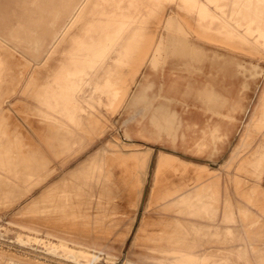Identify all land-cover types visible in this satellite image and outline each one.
Instances as JSON below:
<instances>
[{
  "label": "rangeland",
  "instance_id": "374dc122",
  "mask_svg": "<svg viewBox=\"0 0 264 264\" xmlns=\"http://www.w3.org/2000/svg\"><path fill=\"white\" fill-rule=\"evenodd\" d=\"M46 1H48L47 5L54 7L38 9L36 13L45 14L49 24H53L55 28H46L44 38L35 41L33 47L39 54L20 47L27 55L18 48L19 32L15 31L18 20L21 19V17L17 18L21 11L19 4L21 0L20 2L19 0H0V247L32 257L40 256L41 254L33 252L34 250L31 251V248L18 243L17 236L22 231L37 232L40 236L84 245L107 255L121 259L127 258L135 264H180L172 260L185 259L187 254L177 250L189 251L198 243L203 245L202 249H206V252L216 254L207 264H264V192H261L260 187H264V171L261 173L263 167L256 170L253 160L254 151L264 141V131L261 132L259 128L253 126L252 131H255L244 138L247 142L246 148L236 160L230 173L223 167L234 147L240 143L245 126L251 123L254 112H259L257 122L262 119L264 60L258 56L250 57L246 56L247 54H240L243 52L237 48L233 49L235 52L226 50L221 46H215L221 44L203 40L200 37L197 38L215 45L165 31L167 48L160 69L169 66L170 70L166 69L162 73L159 69L157 73L160 77H157V73L146 66L138 80L143 78L141 81L144 84L151 80L156 82L158 78L163 81L164 74L170 82L169 71L174 74L187 73L195 78L194 75L205 72L206 66L211 64V73L222 72L223 75L219 77L212 73L200 86L190 81L191 89L197 90L196 94H201L200 89L218 91V86H223L222 92L230 89L227 94H224L226 97L229 96L228 94L234 97L241 95L235 101L239 104L238 117L231 115L226 108L220 110L221 114H218V117L215 114L212 115L213 118H210L212 121L204 136L217 145L199 148L195 138H199L202 132L204 133V129L201 132V128L206 125L210 114H205L202 106L191 98L190 108H184L186 113L183 115L191 124L189 131L187 127L185 128L187 136L183 137L188 146L178 140L173 142L170 137L172 147L166 141H148L136 136L131 137L125 131V125H129V118L124 108H130L129 103H125L117 114H112L106 105L107 96L100 94L97 90L98 86L102 87L106 84L108 77L112 78L116 75L118 64L110 59L104 62L100 60L88 74L85 73L82 77L78 75L79 83L74 79H68V69L64 67V63L69 62L70 56L65 52L70 48L71 36L77 33L81 25L78 21L75 22L56 47L55 36L56 32L60 37L62 36L61 33L68 23L62 25L61 21L75 0ZM92 1L89 0L87 6ZM221 4H226L225 8L221 10L212 4V10L218 13L223 21L231 23L242 35L254 42L258 48V50L255 49L256 53L262 56L264 46L258 43L257 34H250L244 27L234 23L231 18L233 0H223ZM148 7L136 9L135 16L143 23L152 21L157 12ZM157 7L162 8L163 13L172 7L191 19L179 1ZM191 20L194 22L193 17ZM205 25L210 24L205 22ZM34 26L31 23L29 31L23 35L33 38ZM175 38L180 39L185 48L190 45L197 48L199 58H196L194 64L185 66L184 63L177 62V57L182 56L183 51L173 47ZM184 56L188 58L190 54ZM234 64L236 70L230 69L234 67ZM79 69H82L79 64L72 68L74 72ZM128 71L127 85L132 86L134 69L132 72ZM173 73H170L172 78H177ZM56 83L64 86L68 91L69 102L57 104L47 97V92ZM72 84L76 85L77 89H72ZM154 85L148 90H153ZM43 86L47 87V91H43ZM156 89L158 90L157 86ZM156 100H158L157 104L154 103ZM88 101L92 102V107L87 105ZM170 101L169 96L163 95L161 98H155L153 103L158 105ZM148 105L149 103H144L145 112ZM170 105L176 108L171 103ZM132 106L134 109L139 108L137 103H132ZM227 116L232 119L229 121ZM105 117L110 119L107 123L108 130L99 137V130L94 126L93 121L101 118L105 122ZM229 122H235L233 126L225 128V133L228 130L229 135L223 136L222 139L221 136H215L216 132L221 133V131L217 127L212 130L213 124L218 123L224 126ZM130 127L134 131L138 126L131 122ZM123 136L138 142L144 149L152 148L149 172L147 171V179L140 192L141 206L138 207L140 210H137L133 223L132 220L127 219L126 212L132 208L135 210L138 202L135 201L134 191L141 182H136L129 175L133 174L138 162L132 160V165L130 161L126 165L124 162L118 164L117 161L109 163V160L99 153L111 140L120 142L122 145L121 137ZM205 138L199 139L198 143L208 144ZM220 141L223 143L221 147L218 144ZM140 145L138 147L142 148ZM162 150L189 161L212 165V168L216 166L220 170L221 188L219 190L217 188L214 196L216 199L207 206L208 209L205 212L199 211L201 203L195 209H187L184 206H175L177 204L173 200L180 190L193 189L197 180L196 164H193L185 173H181L183 169L180 164H177L178 162L168 165L160 171L155 182V168L159 152ZM209 157H214L213 160L216 163L212 164ZM84 163L86 165L81 168ZM17 172V175H13ZM260 173L261 183L257 184ZM5 175H10L11 181L8 183L4 179ZM198 193V197H201L200 191L196 194ZM227 196L230 197L231 203L225 223L222 219ZM218 205L220 211L218 210L215 221ZM24 207L27 209H23ZM66 209L68 211H65ZM146 215L153 218V221L146 225L147 229L156 231L161 229L150 233L157 234V237H148L140 231ZM37 216L49 218L50 222L36 220ZM50 218L62 219L63 225H54ZM234 220L236 222H233ZM71 222L73 224H70ZM5 226L12 231L6 233ZM144 232L146 233V230ZM123 234H128L126 239ZM226 235L230 236L229 241L224 239ZM164 239L182 242L170 244ZM1 242L4 243L1 244ZM35 251L43 253L40 250ZM16 259L15 257L10 259L11 261L3 259L0 264H39L35 261ZM103 264L109 263L103 262Z\"/></svg>",
  "mask_w": 264,
  "mask_h": 264
},
{
  "label": "bare ground",
  "instance_id": "6f19581e",
  "mask_svg": "<svg viewBox=\"0 0 264 264\" xmlns=\"http://www.w3.org/2000/svg\"><path fill=\"white\" fill-rule=\"evenodd\" d=\"M88 1L89 0H75V2L71 5V9L65 12L66 15L61 21L62 25L68 23L65 29L62 31L63 33H61L62 36L60 37L58 32H56L57 35L55 34L56 35L55 40L57 43L55 45L56 47L59 45L61 39L66 35V33L69 32V30H71L72 25L75 22L78 21V23L81 25L77 33L71 36L70 46H69L70 48L67 49V51L65 52L66 55L68 54L70 56L69 62L64 63V67L66 66V68L68 69V75H67L68 79H74L76 80V82L79 83V79H77L78 75L82 77V75H85V73L88 74V72L93 67H95V64L98 61L103 60L104 62L107 59L113 60L116 64H118V70L116 75L112 76V78L108 77L106 84H104L102 87L98 86L97 90L98 92H100V94H104L107 96L106 105L108 106V109L112 111V114H117L125 103H129V107L132 109L128 107L124 108L125 112L128 114L127 118H129L128 119L129 125L128 124L125 125L126 126L125 131L131 137L136 136L139 138L146 139L148 141L149 140L158 141V142L166 141L172 147L170 141L171 138L173 142H176L178 140V142L180 141L182 142V144L188 146L189 144L185 142L183 137L187 136L185 128L187 127V131H189L188 128H190L191 124L187 122V120L183 117V115L184 113H186L184 111V108H190L189 100L192 98L195 102L199 103L202 106L205 114L207 113L210 114L208 121L206 123L207 126L205 125L206 127L204 126L201 128V132L202 129H204V133L202 132V135L199 138L197 137L195 138L196 143L198 144L199 148H204L205 146H211V145L216 147L217 144L213 143L211 139L205 138L206 136L204 135H206L207 128L208 126H210V122L212 121L210 120V118L212 117V115L214 114L216 116L218 114L220 115L221 114L220 110L226 108L228 111L229 107L227 105L222 106V103H213L211 105L212 108H210L213 110V113H210L211 111L207 112L206 109L204 108L205 106L204 104L206 103L207 105L204 94H208V97L213 98L215 102H220L221 97H223L224 99L229 101V104H236L238 107L237 110L234 108L236 111L232 112L231 110H229V112H231V115L234 114L236 118L238 117L237 111L239 110V104L238 102L235 101H237L238 98L241 97V95L238 97L236 96L237 97L236 98L233 95L228 94L229 96L226 97L224 94H227L228 93L227 91L230 89H225V92H222L223 86H218L217 90L220 93L216 90L211 91L207 88H204V89H200L199 93L201 94H196L197 90H192L189 85V82L191 81L193 84L200 86L203 82H205L204 79H206V77H208L210 74L212 75L213 73L215 76L220 77L223 75L222 72L213 71L211 73L210 72L212 71L211 64H208L206 66L205 72H200L194 75L195 78H192L187 73L174 74L173 72L169 71L170 73H173L177 78L175 77L172 78V75L168 73L170 76V82H168L169 80L167 81L166 75L163 74L162 76L163 81L159 80L158 78L156 79V82L151 80L148 81L146 84H144L141 81L143 78L141 80H138V77H140V75L142 74L144 67L148 66L154 73H157L161 65L163 64L165 52L167 48V38L165 37V31H171L175 34L184 36L185 38L186 37L194 38L196 40H199V38L197 37H200L203 38V40H207V41L210 40L211 42L219 43L221 45L218 44L215 45L214 43L212 44L207 41L205 42L203 40H199L201 42L209 43L218 47L221 46V48L230 51H233L234 48H237L243 52L240 54L243 55L247 54L246 56H250V57L258 56L264 60L263 57L264 54L260 56V54L258 55L256 53L255 49L257 48V46L254 42H252L249 38L242 35L239 32V30L236 29L231 23L223 21L222 17L214 10H212L211 8L212 4H214L216 8H219L221 10L222 8H225L226 4H221L223 0H206V1L203 0H93L91 4L87 6ZM174 1H179L181 3L182 7H184L188 15L191 16V19L192 17L194 18V22H192V20L188 16H185L184 14L176 11L172 7H169L170 10L168 9L165 13H163L162 8L157 7L160 5L165 6L166 4L173 3ZM47 3L48 1L46 0H21V3H19L21 6L20 7L21 11L18 13L17 18L21 17V19L18 20L17 23L18 26L17 29L15 30L16 33L17 31L19 32L18 33L20 38L19 41L20 45L18 46L19 49L20 47L22 48L25 47L33 51V53L39 54L33 47L35 41L39 38H44L46 28L47 29L48 27L51 29L55 28L53 24H49L45 14L41 13L40 15L36 13L38 9L54 7L53 5H47ZM141 7L153 8L155 11H157L156 15L152 18V21L150 22L147 21L143 23L140 20H138V17L135 16V13H136V9L138 8L140 9ZM232 7L233 9L231 13V18L233 19L234 23H236L240 27H244L246 31L249 32L250 34L256 33L258 36L257 37L258 43L264 46V0H233ZM205 22H208L210 25H205ZM31 23L35 25L34 26L35 34L33 38H29V37L27 38L23 34L29 31V26ZM180 39L182 38L180 37ZM180 39L175 38L173 40V47L175 49H182L183 51V55L177 57V62L184 63L185 66H188L191 63L194 64L196 58H199V54H197V50H196L197 48H195L190 44H189L190 46L185 48L183 42ZM203 48L204 47H202V49ZM256 50H258V48ZM204 51L207 50L204 49ZM23 52L26 53L25 51ZM199 53H201V51ZM185 54H190V57L187 58V61H185V59H181V57L182 58L185 57L184 56ZM77 64L82 66V69L81 70L79 69L77 72H74L72 68L73 66H77ZM133 69H134V73L132 74L133 84L132 86H129L127 85L128 75H129L128 70H131L132 72ZM166 69L170 70L169 66H166L164 68L162 67L160 71L163 73L165 72ZM230 69L236 70L235 64L234 67ZM157 77H160L158 73H157ZM192 79L194 81H192ZM239 80H241V78ZM152 85H154L153 90H148L149 88L153 87ZM156 86L158 90L157 89L155 90ZM42 88L43 91H47L46 86H43ZM72 89H77L76 85L72 84ZM46 95L49 99L53 100L57 104H63L70 101L68 91L65 90L64 86H60L59 83H56V85H52L51 89L49 90V92H47ZM161 95L169 96L171 101L159 103L158 105H155L157 104L158 100H156L154 104L153 103L154 99L161 98L162 97ZM138 98L140 99L138 100ZM261 99H262V119L260 122H257L256 118L257 115H259V112L255 111L254 114L252 113L253 114L252 121L250 124L247 125L245 124L246 125L244 129L245 132L244 134H242L240 138V143L236 147H234L231 154L223 164V167L228 169L227 170L228 172L232 169V167H234L236 160L242 155V152L245 150L247 142L245 141L244 138L248 134L253 133L255 131V130L252 131L253 130L252 127L254 126L259 128V131L261 132L264 131V95L262 96ZM86 103L89 107L93 106L92 102L90 101ZM132 103L133 104L137 103V106L139 108L134 109ZM144 103L145 104L149 103V105L146 108V112L144 110ZM170 103L176 108H173L170 105ZM179 107H181V110H179ZM227 117L229 121L230 119H232L229 116ZM109 121H110L109 118H106L105 122L101 120V118H98L97 120L95 119L93 121L95 124L94 126L99 130V137L104 135L105 132L108 130L107 128L109 125L107 123ZM131 122L136 123L138 126L137 129L134 131L130 127ZM234 123L235 122H229V124L224 126L218 123L213 124L212 130L217 127V129H219L221 133L216 132L215 136H221L222 139L223 136L229 135L227 134L228 130L227 133H225L226 132L225 128H228V126ZM219 130L218 132H220ZM201 138H205L208 144L205 143L204 145L203 143L202 145L201 143H198V140ZM121 140H122V145L120 142L111 140L108 143V145L104 147L103 150L101 149L102 151H99V153L102 154L103 158L108 159L109 163L117 161L118 164L124 162V164L126 165L128 161H130V165H132L133 164L132 160H137L138 162L137 166L134 167L133 174L129 175V177L134 179L136 182L138 181L141 182V184L139 183V185L137 186V188H135L134 191L135 201H137L138 204H136L135 210L134 208H132L131 210H128L126 212L127 219L132 220L131 222L133 223L135 219L134 216L137 210L139 209L138 207L141 206L139 204L140 192L143 186L145 185L147 179L146 177H147V171L149 170L148 167L150 166L149 164L151 161L150 159L152 155V148L148 147L144 149L140 144H138V142L131 141L126 136L121 137ZM178 142H177V146H178ZM218 144H220L221 147L223 143L222 141H220V143ZM139 145L143 149L138 147ZM198 153H203V152H198ZM213 158L214 157H209L211 163L215 164L216 162L213 160ZM249 158H251V156ZM253 160H254V164L256 165V170H259L260 167H263V169L261 170V173H263L264 141L254 151ZM176 162H178L177 164H180V167H182L183 169L181 173L182 172L185 173V171H187L193 164H196L197 180L195 181L196 183L193 185V189H187V190L185 189L183 191L180 190L179 192H177V195H175V198L173 199L177 204L175 206H184L187 209H193V208L195 209V207L198 206L199 203H201L199 204L200 206L199 211L205 212L208 209L207 206H210L213 200L215 201L216 198L214 196L217 192L216 191L217 188L218 190L219 188H221L222 175L220 170L216 166L215 168H212L213 167L212 165L211 167L209 164L189 161L183 159L179 155L162 150L159 152L157 164L155 168V173H154L155 182L157 175L160 173V171H162V169H164L166 166L168 167V165L170 166L174 165ZM241 163H243V161ZM85 165L86 163H84L81 166V168ZM261 173L258 176L257 184L261 183ZM17 174L18 172L13 175H17ZM4 177H5L4 179L7 181L6 183L11 181L10 175L9 176L5 175ZM257 186L259 187V185ZM260 187L262 190L261 192H264L263 189L264 187L263 186ZM199 191L201 193L200 194L201 197H198L199 193L196 194ZM229 199H230L229 196H227L225 199L226 200L225 209L222 219V221L225 223L227 222V214H229L228 208L230 207V203H231V201L229 202ZM27 207H24L23 209H27ZM218 208L219 205L216 208L217 211L215 213L216 216L215 221L217 220V215L219 210ZM65 211L68 210L66 209ZM35 218L36 220L49 221V218L46 217L40 218L37 216ZM50 219H52L51 221L55 223V224L53 223L54 225H59V226L63 225L61 223L62 219H53V218ZM152 221L153 218L152 217L150 218V216L146 215L140 231H142L143 232L142 234H145L148 237H157L158 235L155 233L153 235L144 232L146 230V225ZM233 222H236V220H234ZM70 224L73 223L71 222ZM79 225H80V221H79ZM66 227L63 228L65 229ZM4 230L6 233L12 231V229L8 228L7 226L4 227ZM73 232L76 231L73 230ZM211 235H215V234L212 233ZM127 236L128 234L124 235V238L126 239ZM229 238L230 236L226 235L224 239L229 241L230 240ZM17 241L19 244L31 248L32 249L31 251L34 250L33 252H37L43 256L40 255V256L32 257L27 254H22L19 252L12 251L10 249H4L3 247H0V261L3 259L12 260V258L15 257L17 259L19 258L20 260H24V261L27 260H30V262L35 261V263H39V264L41 263L64 264L65 262L62 259H70L78 264H96L101 262H105L109 264H135L127 258L121 259L112 255H107L90 247L84 245L72 244L69 241L63 239H52L50 237L40 236L37 232L26 233L21 231L18 233ZM164 241L170 244H176L182 242L181 240L173 241L172 239H164ZM3 243L4 242H1V244ZM37 246L38 247L40 246L41 248H38ZM202 246H203L202 244L198 243L195 245L194 249L192 250L189 251L177 250L183 254H187V258L185 259L180 258L179 261L177 260V258H174V260L172 261H174V263L178 262L180 264H207V262L213 257H215L216 254L214 252H208V251L206 252L205 251L206 249H202ZM35 250H40L43 253H40ZM261 258L262 255L260 256V259Z\"/></svg>",
  "mask_w": 264,
  "mask_h": 264
},
{
  "label": "crops",
  "instance_id": "0c3cea01",
  "mask_svg": "<svg viewBox=\"0 0 264 264\" xmlns=\"http://www.w3.org/2000/svg\"><path fill=\"white\" fill-rule=\"evenodd\" d=\"M182 59H185V61H187V58H182ZM205 95V101L207 102V105H206V103L204 104L205 106H204V108L206 109V111L208 112V111H211L210 113H213V110L212 109H210V108H212V104L213 103H222V106H225V105H227L228 107H229V110H231L232 112H234V111H236L237 109H238V107H237V105L236 104H229V101L228 100H226V99H224L223 97H221V101L220 102H215V100L213 99V98H210V97H208V94H204ZM208 103H210V104H208ZM236 110H235V109ZM154 222L155 223H157L155 220H154ZM150 224V223H149ZM148 225V224H147ZM157 225V224H156ZM170 229H172V228H170ZM159 230H161V229H159ZM159 230H157V231H155L154 229H147L146 228V233H151V232H158ZM148 231V232H147ZM65 263L64 264H78V263H75V262H73L72 260H70V259H62ZM131 261V260H130ZM96 264H103V262H101V263H96Z\"/></svg>",
  "mask_w": 264,
  "mask_h": 264
}]
</instances>
